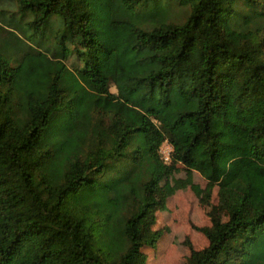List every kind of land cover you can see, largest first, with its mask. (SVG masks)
<instances>
[{"label": "trees", "instance_id": "obj_1", "mask_svg": "<svg viewBox=\"0 0 264 264\" xmlns=\"http://www.w3.org/2000/svg\"><path fill=\"white\" fill-rule=\"evenodd\" d=\"M178 164L264 264V0H0V264H146Z\"/></svg>", "mask_w": 264, "mask_h": 264}, {"label": "rangeland", "instance_id": "obj_2", "mask_svg": "<svg viewBox=\"0 0 264 264\" xmlns=\"http://www.w3.org/2000/svg\"><path fill=\"white\" fill-rule=\"evenodd\" d=\"M74 45L76 48L77 44ZM165 178L171 185V192L166 210L157 213L154 227L167 226L168 231L155 248L144 250L146 264H185L189 254L186 241L195 248L207 244L194 227L208 225L212 219L224 220L227 212L217 206V187L196 172L178 164L167 171Z\"/></svg>", "mask_w": 264, "mask_h": 264}, {"label": "built area", "instance_id": "obj_3", "mask_svg": "<svg viewBox=\"0 0 264 264\" xmlns=\"http://www.w3.org/2000/svg\"><path fill=\"white\" fill-rule=\"evenodd\" d=\"M163 145H165V149H162ZM172 149V145L169 143V141L167 139H164V141L160 145L159 154L162 161H164L165 163H168L170 161Z\"/></svg>", "mask_w": 264, "mask_h": 264}]
</instances>
